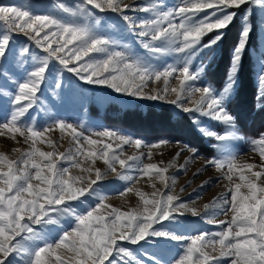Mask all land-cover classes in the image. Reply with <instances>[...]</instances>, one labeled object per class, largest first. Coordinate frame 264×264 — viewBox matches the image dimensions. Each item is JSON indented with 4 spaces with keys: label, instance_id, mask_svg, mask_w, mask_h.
Masks as SVG:
<instances>
[{
    "label": "rangeland",
    "instance_id": "374dc122",
    "mask_svg": "<svg viewBox=\"0 0 264 264\" xmlns=\"http://www.w3.org/2000/svg\"><path fill=\"white\" fill-rule=\"evenodd\" d=\"M246 50L260 99L264 0H0V264H264V132L226 109ZM149 105L213 153L105 123Z\"/></svg>",
    "mask_w": 264,
    "mask_h": 264
},
{
    "label": "trees",
    "instance_id": "16d2710c",
    "mask_svg": "<svg viewBox=\"0 0 264 264\" xmlns=\"http://www.w3.org/2000/svg\"><path fill=\"white\" fill-rule=\"evenodd\" d=\"M239 25H231L221 40L219 55L210 60L205 71L206 78L215 88L223 85L230 61V53L236 44ZM251 38V45L256 47ZM252 68L251 57L246 50L238 71V86L234 96L227 102L226 109L234 118L238 131L249 137L256 138L264 132V94L259 99ZM91 113L95 108L90 106ZM105 123L121 127L128 132L155 138L159 136L181 139L194 145L201 152L212 154V139H205L195 132L185 116L174 117L168 108L146 106L138 109H120L111 107L103 112Z\"/></svg>",
    "mask_w": 264,
    "mask_h": 264
}]
</instances>
